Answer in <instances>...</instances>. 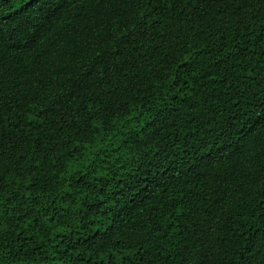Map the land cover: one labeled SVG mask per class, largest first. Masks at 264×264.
I'll return each instance as SVG.
<instances>
[{
    "label": "trees",
    "instance_id": "trees-1",
    "mask_svg": "<svg viewBox=\"0 0 264 264\" xmlns=\"http://www.w3.org/2000/svg\"><path fill=\"white\" fill-rule=\"evenodd\" d=\"M0 264H264V0H0Z\"/></svg>",
    "mask_w": 264,
    "mask_h": 264
}]
</instances>
